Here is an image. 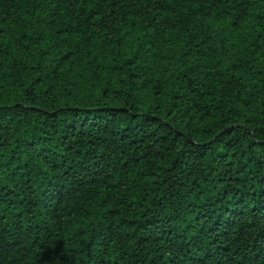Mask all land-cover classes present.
Wrapping results in <instances>:
<instances>
[{"label":"trees","instance_id":"16d2710c","mask_svg":"<svg viewBox=\"0 0 264 264\" xmlns=\"http://www.w3.org/2000/svg\"><path fill=\"white\" fill-rule=\"evenodd\" d=\"M0 264H264V0H0Z\"/></svg>","mask_w":264,"mask_h":264}]
</instances>
